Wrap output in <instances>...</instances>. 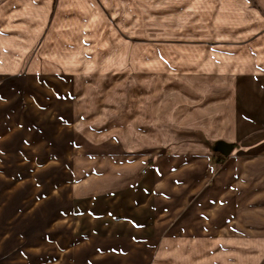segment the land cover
I'll list each match as a JSON object with an SVG mask.
<instances>
[{"label":"rangeland","instance_id":"rangeland-1","mask_svg":"<svg viewBox=\"0 0 264 264\" xmlns=\"http://www.w3.org/2000/svg\"><path fill=\"white\" fill-rule=\"evenodd\" d=\"M176 1L1 0L0 85L9 102L0 132L7 129L13 135L7 148L16 152L0 157V264H173L182 255V250L164 247L174 225L162 232L169 226L158 216V206L164 205L158 200L162 186L150 184L152 194L142 202V170H132L127 162L138 155L128 152L115 128L127 125L128 111L118 114L128 108V68L133 72L143 66L144 56L153 59L154 46L175 43ZM67 42L73 70L111 63L113 58L120 65L119 83L110 90L88 87L86 82L107 81L95 68L79 74L86 76L83 83L73 78L72 96L80 97L72 100L70 113L72 121L80 115L76 132L91 126L86 128L92 140L103 142L85 145L88 152L78 161L73 154L70 163L59 162L68 156L51 136L46 96L38 108H32L29 99L32 91L46 93L41 81L47 72L29 70L36 55L42 48L62 49ZM17 61L21 67L14 70ZM150 79L135 82L136 95L153 83ZM31 80H38V87L33 84L32 89ZM96 97L106 99L98 103ZM102 107L106 109L98 114ZM246 123L250 130L241 126L250 134L255 122ZM30 138L36 144L34 155L26 144ZM234 237L184 254L194 264H264V247L240 249Z\"/></svg>","mask_w":264,"mask_h":264},{"label":"crops","instance_id":"crops-1","mask_svg":"<svg viewBox=\"0 0 264 264\" xmlns=\"http://www.w3.org/2000/svg\"><path fill=\"white\" fill-rule=\"evenodd\" d=\"M175 24L179 26L174 45L154 46L158 55L144 56L143 66H135L133 72L128 68L130 90L123 99L128 108L118 114L128 111L127 125L115 127L128 152L138 155L127 162L132 170H142L138 184L145 197L141 200L152 194L150 184L162 186L158 200L164 205L158 206V216L164 217L161 224L169 223L162 232L174 225L164 247L182 250L176 258L182 263H193L184 250L214 248L216 241H232L227 239L231 235L240 249L263 248L264 0H177ZM68 42L62 49L42 48L29 66L32 73L47 72L41 81L46 93L32 91L30 106L38 108L46 96L51 136L68 156L59 160L64 163L73 162V154H78L74 160L78 161L88 152L85 145L94 142L86 128L91 126L76 132L80 115L71 120L72 100L80 99L72 96L73 78L83 83L86 76L79 74L95 68L107 81L86 82L89 88L110 90L120 80L115 58L97 66L83 64L75 69V76ZM3 67L0 64V70ZM20 67L17 61L14 70ZM140 78H153V83L136 95L135 82ZM38 83L31 80V88ZM88 95L87 91L84 98ZM96 98L98 103L106 99ZM8 100L0 85L3 125ZM253 121L255 129L249 134L252 126L246 122ZM243 123L249 130L243 129ZM12 138L7 129L0 132V157L15 156L16 151L7 148ZM30 141L26 144L34 155L36 144L33 138ZM62 186L66 194L65 181ZM177 260L171 263L181 264Z\"/></svg>","mask_w":264,"mask_h":264}]
</instances>
